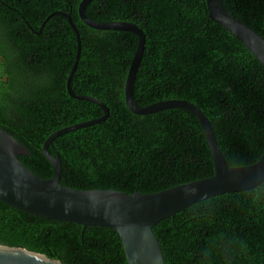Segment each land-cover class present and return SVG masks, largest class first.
Segmentation results:
<instances>
[{"label": "trees", "instance_id": "16d2710c", "mask_svg": "<svg viewBox=\"0 0 264 264\" xmlns=\"http://www.w3.org/2000/svg\"><path fill=\"white\" fill-rule=\"evenodd\" d=\"M81 0H0V128L27 147L19 160L46 179L53 167L42 145L54 131L104 114L70 97L66 79L77 50L69 13L81 38L71 80L77 94L96 97L108 117L54 139L62 185L152 193L209 177L211 152L195 114L169 108L137 115L124 85L138 37L99 30L78 15ZM227 11L264 37V0H223ZM52 12H57L46 17ZM96 21H129L145 33L135 76L139 105L186 99L203 111L230 166L246 165L264 147V67L224 27L205 0H91ZM165 264H264V182L216 195L153 228ZM0 244L23 246L65 264H128L119 234L104 226L27 213L0 200Z\"/></svg>", "mask_w": 264, "mask_h": 264}, {"label": "water", "instance_id": "95a60500", "mask_svg": "<svg viewBox=\"0 0 264 264\" xmlns=\"http://www.w3.org/2000/svg\"><path fill=\"white\" fill-rule=\"evenodd\" d=\"M91 0H81L78 15L81 21L99 30H123L137 35L138 42L124 85L125 102L137 115L155 113L169 108H183L195 114L205 134L214 172L209 177L181 183L152 192L131 194L113 189H76L61 184L59 153L51 154L54 139L61 134L104 121L109 108L98 98L77 94L71 80L78 66L81 38L69 13L65 16L75 32L77 50L74 63L66 79V91L74 99L91 101L104 111L101 117L73 124L52 132L42 145V153L53 167L49 178H42L20 160L30 151L12 134L0 128V200L8 205L37 216L76 223L82 226H104L114 229L120 236L128 264H165L161 245L153 228L161 220L207 198L258 187L264 182V147L261 156L253 163L230 166L216 139L209 119L199 106L186 99H167L149 105H139L133 96V84L145 49V33L129 21H96L86 15ZM208 16L248 48L264 67V37L231 15L223 0H205ZM52 12L46 20L56 14ZM0 264H65L61 260L23 246L0 244Z\"/></svg>", "mask_w": 264, "mask_h": 264}]
</instances>
